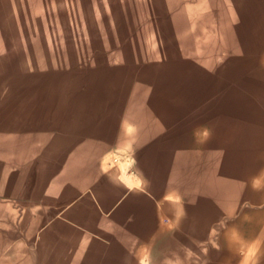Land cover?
Masks as SVG:
<instances>
[{
    "label": "rangeland",
    "instance_id": "374dc122",
    "mask_svg": "<svg viewBox=\"0 0 264 264\" xmlns=\"http://www.w3.org/2000/svg\"><path fill=\"white\" fill-rule=\"evenodd\" d=\"M220 1L224 3L220 14L224 16L226 13V17L231 20L233 17L230 16L232 15L230 3L227 0ZM172 2L176 4L180 2L181 9L177 12L179 22L182 19L190 22V26L180 33L181 38L185 40L184 48L188 50L191 47L186 41L189 31L193 30L195 33L196 27L203 25L201 22L204 20L203 17L198 16L201 9L196 11L195 7L185 0ZM244 3L251 10L248 14L251 24L246 31V37L253 50L251 52L249 50V53L243 52L244 54H240L237 59L234 57L231 63L235 68L243 66V71L238 73L235 80H241L240 82L249 86L248 89L238 95L239 103L232 112L225 115L221 122L216 120L213 123L215 139L211 143L208 141L199 143L196 140L195 128L201 123L195 124L194 119L190 118L198 111L196 109L195 112L178 114L174 119L177 126L172 127L170 131L167 130L170 133L178 131L179 140L175 144L181 148L177 151L182 152L181 155L174 154L178 164L173 167L170 162L173 168L170 173H175L179 166L184 165L185 168L181 169L186 175L182 176L180 181L182 184L179 188L180 194L194 191L192 194L194 193L199 205L195 212L197 235L193 240L200 242L198 244L201 246L200 250L211 249L209 254L212 260L199 261L196 255H193L194 248L190 244L192 241L172 243L169 238L174 237L171 233L173 231H160V227L151 216L149 218L151 230L148 227L147 231L136 239L138 233L136 227L119 226L117 229L112 227L111 222L103 223L98 219L107 213L99 207L95 208L88 198L91 196L96 201V194L98 196L105 194L103 187L105 180L97 174L93 183L88 182L87 170L97 161L101 166L106 158L112 155L121 156L126 171L130 174L134 168L136 172L132 176L137 175L143 184L146 178L139 174L138 162L131 157L137 139L133 140L130 146L123 148L122 143L106 142L102 137L93 141L88 140L83 136L84 133H81L84 128L80 120L78 121L80 124L71 129L69 121L71 122L72 118L69 117L68 111L61 108V104L67 100L72 86L86 79L87 71L78 73L71 71L66 75L58 73L55 75L42 68L35 71L32 69L35 61L36 65L40 66H47L50 63L55 65L53 63L55 59L45 58L40 52L41 56L38 54L37 59L30 54L23 55L15 71L8 74L6 67L9 62L25 54L29 47L28 39L19 44L25 33L24 30L22 32L20 30L16 38L11 37L13 51L11 49L0 52V77L3 68L5 71L4 78L1 77L0 80V229L5 233L2 238L0 237V264H148L150 250L151 262L154 260V263L149 264H264V178L258 185L252 183L256 176L264 172V68L261 62L259 65L256 61V58L258 61L264 58V0H243ZM105 5L103 0L101 8H105ZM82 7L84 10L83 4ZM94 7L98 9L97 3H94ZM36 15L39 17L41 12H36ZM16 18L18 16L14 15L8 19V26H12L10 25L12 19ZM79 18L82 20V16ZM70 22V28L76 29L79 34L80 48L81 45H85L84 29L75 19ZM209 23L205 25L208 33L216 26L214 19ZM46 25L47 28L42 32L48 34L51 31L50 25ZM52 25L55 28V24ZM30 28L31 32L35 31L38 34L34 36V40L41 38L43 34L37 21L30 25ZM202 36L196 34V42ZM213 39L219 49L222 45H225L226 50L230 49L226 47L224 38L222 40H218L217 37L211 38L212 41ZM150 40L148 35L144 38L149 48L153 46ZM47 46L49 47V43ZM258 47L257 54H253L254 49ZM197 48L199 49V44L191 51L197 53L199 51ZM214 53V61L209 65V69L215 72L222 65V57L218 52ZM43 85L48 88H44ZM56 87L62 90L63 97L53 103L51 100L48 101L46 96L54 99L52 95ZM35 98H38V101L40 99L41 103H35L36 108L27 107L29 101ZM110 102L109 100L102 103V117L98 123L106 121L114 114L109 106ZM137 103L134 110L139 107L140 103ZM171 110L173 108L167 111L172 112L167 117L176 115L173 113L175 111ZM124 121L128 124L131 120L127 121L125 118ZM130 124L131 122L127 125L128 128L132 126ZM145 124L150 127L146 120ZM125 133L124 140L127 139L128 129ZM171 144L173 146V143ZM92 145L94 148L100 147L99 155L96 153L91 157L94 151ZM101 147L103 149L100 151ZM206 158L210 160V177L197 170L200 166L192 167V164L201 166L207 164ZM80 162L83 165H80ZM75 163L79 164V170L74 172L75 179L62 182L64 176L77 168ZM220 169L224 170L226 181L218 180L217 171ZM88 186H94L95 191ZM112 186L114 190L120 191L123 197L131 192L126 186V181L122 179L112 180ZM167 194L170 193L164 192L163 195ZM8 203H11L10 206ZM153 204L157 209V204ZM167 222L163 219L165 225ZM119 232L134 245L129 254L121 247V243H117ZM227 232L233 233L234 242H230L227 234L225 235ZM205 235L208 236L207 239ZM163 242L170 252H173L172 254L162 251ZM141 248L144 255L137 258V251Z\"/></svg>",
    "mask_w": 264,
    "mask_h": 264
},
{
    "label": "bare ground",
    "instance_id": "6f19581e",
    "mask_svg": "<svg viewBox=\"0 0 264 264\" xmlns=\"http://www.w3.org/2000/svg\"><path fill=\"white\" fill-rule=\"evenodd\" d=\"M102 1L0 0V52L11 51V37L16 38L20 34V30L21 32L24 30L25 33H23V39L19 41V44L24 43L25 39H28L29 43L25 54L11 60L6 71L8 74L14 72L23 55L30 54L35 57L34 59H37L38 54L41 56L40 52L45 58L55 59L53 62L55 65L50 63L47 66H40V64L36 65L37 61L34 60L35 66L32 69L35 71L42 68L55 75L57 73L66 75L71 71L76 73L87 71L86 79L80 84L75 83L72 86L67 100L62 102L64 107L61 104V108L68 111L69 117L72 118L71 122L69 121V126L71 129L77 127L80 120L84 128L81 133H84L83 136L88 140L93 141V139L102 137L106 142L122 143L123 148L130 146V143L137 139V143L131 151V157L138 162L139 174L146 178L142 184V179L137 175L132 176L136 172L134 168L133 172L130 171L129 174L126 171V165L124 167L125 163L121 162V156L112 155L106 158L101 166L97 161L87 170V180L93 183L97 174L105 180L103 186L105 194L103 196L96 194V201L91 196L88 198L95 208L99 207L107 213L98 219L103 223L111 222L112 227H117V229L119 226L121 228L136 227L138 232L136 239L150 227L149 218L151 216L160 227V231H173L171 233L174 237L170 236L169 238L172 243L175 244V241L178 244L179 242L190 243L192 241L190 244L194 248L195 254L193 255H196L199 261L205 259L211 261L212 257L209 254L211 249L200 250L201 246L198 245L200 242L197 243L193 240L197 235L195 212L199 206L194 193L192 194L194 191L190 189L191 193L180 194L179 188L182 186L180 181H182V176L186 175L181 169L184 165L179 166V170L176 169L175 173H170V170L173 169L171 164L173 167L178 164L174 154L181 155L182 152L177 151L181 148L175 144L179 140H177L178 131L170 133L167 130L170 131L172 127L177 126L174 119L178 114L196 109L198 111L190 118L194 119V123H201L195 128L197 142L208 141L211 143L215 139L213 123L216 120L221 122L225 115L232 112V109L239 103L238 95L249 87L240 82L241 80H235L238 73L243 71V66L235 68L231 62L244 53H249V50L250 52L253 50L248 37H246V31L251 24L248 18L251 10L245 3L243 4V0H227L231 8L232 15L230 16L233 17L230 20L226 17V13L224 16L220 14L224 8V3L220 0H185L195 7L196 11L201 9L198 16L204 19L201 21L203 25L197 26L195 30V33L200 37L203 35L202 38L196 42V34L192 32L193 30L189 31L186 39L188 43H186L191 47L185 50V40L181 38L180 33L190 26V22L186 19L179 22L177 12L181 9L180 2L176 4L172 0H104L105 8H101ZM94 3H97L98 9L94 7ZM36 12H41V15L37 17ZM14 15L18 18L12 19L10 24L12 26H8V19ZM80 16H82V20H80ZM72 19H75L77 24H81L84 29L85 45H81L80 48L78 46L79 34L75 31L76 29L70 28ZM212 19L216 22V26L208 33L205 30V25ZM35 21L38 22L41 32L47 28L46 24H49L50 33L42 32L41 38L34 40L37 33L30 31V25L35 24ZM52 24H55L56 30ZM147 35L152 41L151 48L144 41ZM214 37H217L218 40L224 38L226 47L230 49L226 50L225 45L219 49L216 41L211 40ZM197 44H199V49L197 48L199 51L193 53L191 49ZM202 50L203 52H201ZM258 50L259 47L254 49L253 54H257ZM214 51L222 57V65L215 72L209 69V65L214 61ZM256 61L259 65L261 62L264 68V58H261L260 61L256 58ZM4 75L3 68L1 77L4 78ZM43 87L45 88L46 85ZM57 87L52 95L55 97L54 99L51 96H46L48 101L62 99V90ZM109 100L111 101L109 106L114 114L106 121L98 123L102 117L101 105ZM137 102L140 103L139 107L134 110V107L138 105ZM29 103L27 107L36 108L35 103L41 102L40 99L38 101V98H35ZM165 108L168 110L173 108L175 111L173 113L176 115L172 114L167 117L172 112H167L168 110ZM197 114L202 115L197 116ZM122 117L127 118V121L131 120L129 121L132 125L130 128L127 126L129 122L126 124L125 118L122 120ZM145 120L150 127L145 124ZM126 129H128L127 139L124 140ZM179 134L181 135V133ZM92 147L94 148L93 145ZM99 148L98 146L94 148L91 157H94L96 153L99 155ZM102 149L103 147L100 151ZM109 162L110 166H108ZM206 162L207 164L203 166L192 164V167L200 166L197 170L210 177L209 158H206ZM80 165L83 163L80 162ZM75 166L77 168L64 176L62 182L75 179L74 172L79 170V164L75 163ZM224 167L226 166L224 165ZM203 168L205 169L203 170ZM211 170L214 169L211 168ZM223 171V169L217 171L220 181H226ZM191 175L193 174L191 173ZM101 178L98 180L99 183ZM263 178L264 172L262 171L252 183L258 185ZM120 179L125 180L126 186L131 190L128 196L123 197L120 191L113 189L112 180ZM148 179L150 182H146ZM93 187L89 188L95 191ZM164 192L170 194L164 196ZM153 203L157 204V209ZM163 219L169 222H167L168 225L163 223ZM231 231L233 232V230ZM230 232L225 235L227 234L230 242H234L233 233ZM3 235H5L4 230L0 229V237L2 238ZM118 236L120 242L117 240V243H121V247L129 254L134 246L132 241L124 238L121 232ZM207 238L208 236H206ZM150 239L152 240V238ZM166 246L165 243L162 244V251L172 254L173 252H170L171 250ZM142 255L144 253L141 248L137 251L136 256L139 258ZM136 256L133 258L134 261ZM150 256L151 250L147 257L148 264L154 263V260L151 262Z\"/></svg>",
    "mask_w": 264,
    "mask_h": 264
}]
</instances>
